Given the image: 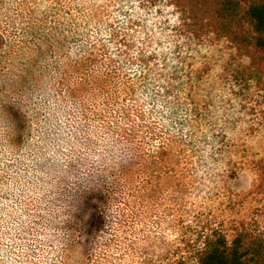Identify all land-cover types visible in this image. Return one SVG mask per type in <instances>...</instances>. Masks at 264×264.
I'll use <instances>...</instances> for the list:
<instances>
[{
    "label": "clouds",
    "instance_id": "obj_1",
    "mask_svg": "<svg viewBox=\"0 0 264 264\" xmlns=\"http://www.w3.org/2000/svg\"><path fill=\"white\" fill-rule=\"evenodd\" d=\"M197 6L129 50L148 0H0V264H90L133 219L155 246L174 208L264 189V54Z\"/></svg>",
    "mask_w": 264,
    "mask_h": 264
},
{
    "label": "trees",
    "instance_id": "obj_2",
    "mask_svg": "<svg viewBox=\"0 0 264 264\" xmlns=\"http://www.w3.org/2000/svg\"><path fill=\"white\" fill-rule=\"evenodd\" d=\"M139 1L143 5L144 0ZM148 2L152 7L165 4L172 8V0H148ZM197 5L198 0H193L194 9L199 12ZM210 14L218 22L220 18H223L224 22L231 19L232 23L228 27L236 38L241 40L250 52L264 54L262 0H211ZM122 46L128 47L126 44ZM177 153L176 160L181 164L185 154L179 149ZM161 163L165 167L168 166L166 158L162 159ZM132 221L130 224H133ZM119 234L120 232H117L112 240L93 256L103 257L110 243L118 247ZM159 239L162 240L160 237ZM136 245L130 242V251L143 254V248H138ZM120 246L121 243L119 248ZM149 247L154 251L153 264H264V223L254 222L251 225L248 222H237L227 232L210 221L205 224L190 223L182 248L168 247L162 242Z\"/></svg>",
    "mask_w": 264,
    "mask_h": 264
},
{
    "label": "rangeland",
    "instance_id": "obj_3",
    "mask_svg": "<svg viewBox=\"0 0 264 264\" xmlns=\"http://www.w3.org/2000/svg\"><path fill=\"white\" fill-rule=\"evenodd\" d=\"M129 8L125 10V18L135 15L131 7L136 0H127ZM154 8V15H149L144 18L143 26L141 21H133L129 25V29L133 26L136 28V32L130 34L125 38L124 44H126L129 50H134L144 43V39L148 38V33L159 32L160 36L156 38L157 47H163L166 42L164 31L166 26H171L175 23L176 17L172 14V8L165 4H159ZM142 10V4L139 1V8L137 11ZM138 33V34H137ZM144 38V39H142ZM131 40L129 44L128 41ZM155 55V53H153ZM250 91H255L253 87H250ZM255 110V109H254ZM185 154V153H184ZM184 158V156H183ZM183 164L184 159L181 160ZM178 161H175L176 166H180ZM264 189L258 191H252L248 197L243 201L236 203H228L225 201L221 206L205 205L198 210L189 212L187 206L184 208L186 215L180 214V209L174 208L173 211L164 214V218L153 223V227L160 231L161 242L168 246H179L182 248V242L188 234V225L192 224H205L208 221L214 223L225 232H227L231 226L237 222H248L253 225L254 222L259 224L264 223ZM133 222V221H132ZM143 231V227L136 220L133 224L129 225L128 229L120 232L118 239V247L114 243L105 249L103 257L93 256L90 264H153L152 255L153 249L149 246H144L143 242L139 239H133L138 235V232ZM130 242L136 243V247L143 248V254H138L134 251H130ZM121 246L119 248V244Z\"/></svg>",
    "mask_w": 264,
    "mask_h": 264
}]
</instances>
